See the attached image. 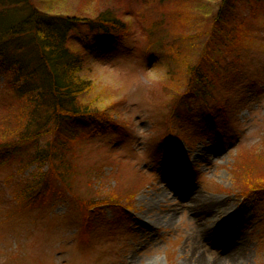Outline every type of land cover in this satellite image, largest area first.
<instances>
[{
  "label": "rangeland",
  "instance_id": "374dc122",
  "mask_svg": "<svg viewBox=\"0 0 264 264\" xmlns=\"http://www.w3.org/2000/svg\"><path fill=\"white\" fill-rule=\"evenodd\" d=\"M253 1H236L239 20L252 22L235 58L215 21L224 0H33L69 17L108 13L131 33L83 65L81 76L94 87L81 102L118 124H102V136L77 143L73 175L52 182L61 191L55 204L25 208L18 194L29 183L21 187L17 172L30 171L18 164L0 171V264H264V190L231 192L236 160L264 157V5L254 18ZM221 53L222 66L236 63V77L224 80ZM200 59L214 94L191 98L175 114L170 84L182 61ZM12 91L0 75V118L14 105ZM112 190L129 191L121 210H90L82 243L80 201L115 203L105 198ZM229 245L237 250L224 257Z\"/></svg>",
  "mask_w": 264,
  "mask_h": 264
},
{
  "label": "trees",
  "instance_id": "16d2710c",
  "mask_svg": "<svg viewBox=\"0 0 264 264\" xmlns=\"http://www.w3.org/2000/svg\"><path fill=\"white\" fill-rule=\"evenodd\" d=\"M159 1L163 0H154L156 4ZM236 1L224 0L215 21L224 27L222 32L227 47L231 48L230 56L240 58L252 21L239 20L240 16L235 13ZM262 5L264 0L253 1L254 18L260 14ZM89 33L95 34L93 41ZM130 33L125 22L108 13L94 19L69 17L41 9L33 0H0V75L9 77L15 100L13 107L6 108L3 112L6 115L0 118V171L5 166L17 164L30 171L27 176L24 171L17 172L23 177L21 187L26 181L29 183L18 194L25 208L49 206L50 209L59 199L56 192L61 193L52 185L54 179L64 183L73 175L77 143L85 140L86 135L102 136V124H118L104 121L105 110L100 108L99 111L92 107L96 105L81 102L83 95L94 87L91 81L82 78L81 71L88 57L101 58L99 55L106 48L117 46ZM221 60H227L224 53L217 54L216 60L224 80L236 77L239 73L236 63L226 67L220 64ZM202 62L200 59L188 66L181 62L178 82L170 84L176 89L173 113L181 115L179 110L183 106L189 107L191 98L205 100L214 94L213 80ZM263 159L251 155L236 160L232 193L241 186L250 193L264 190ZM45 169L47 172L43 174ZM13 176H6L5 181ZM242 191L245 190L239 192ZM128 193L121 190L108 192L105 198L115 203L97 205L98 201H80V207L85 208L83 234H80L82 243L89 242L86 236L89 211L110 207L119 212L120 202Z\"/></svg>",
  "mask_w": 264,
  "mask_h": 264
},
{
  "label": "bare ground",
  "instance_id": "6f19581e",
  "mask_svg": "<svg viewBox=\"0 0 264 264\" xmlns=\"http://www.w3.org/2000/svg\"><path fill=\"white\" fill-rule=\"evenodd\" d=\"M186 196H188V195H186ZM195 196H196V194L193 193L192 197L195 198ZM213 204H215V203H212V205H213ZM212 205L206 207V208L203 210V212H205V213L203 214V217H204V223H205V224H207L208 222H209V224L211 223V214H210V211H211V207H212ZM217 205H218V204H217ZM208 236H209L208 239H209L210 241H213L212 244L217 245V243H218V236H217L216 234H212V235H208ZM214 237H216V241L214 240ZM229 246H230V245H229ZM228 250H229V251H224V252H223V256H224V257H227L229 254H233L234 251L237 250V249H236L234 246L231 245L230 248H229Z\"/></svg>",
  "mask_w": 264,
  "mask_h": 264
}]
</instances>
